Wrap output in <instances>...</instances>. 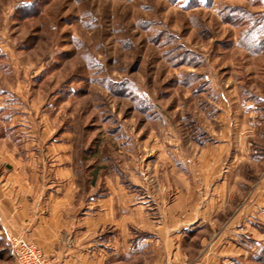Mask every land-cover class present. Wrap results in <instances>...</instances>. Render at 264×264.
<instances>
[{
	"label": "rangeland",
	"instance_id": "rangeland-1",
	"mask_svg": "<svg viewBox=\"0 0 264 264\" xmlns=\"http://www.w3.org/2000/svg\"><path fill=\"white\" fill-rule=\"evenodd\" d=\"M197 1L0 0V159L13 152L7 135L63 134L80 187L103 167L108 184L149 200L151 216L153 201L211 189L242 198L258 185L264 207L263 113L243 100L264 105V51L244 49L243 29L221 18L244 11L264 27V0ZM0 264H15L1 230Z\"/></svg>",
	"mask_w": 264,
	"mask_h": 264
},
{
	"label": "crops",
	"instance_id": "crops-1",
	"mask_svg": "<svg viewBox=\"0 0 264 264\" xmlns=\"http://www.w3.org/2000/svg\"><path fill=\"white\" fill-rule=\"evenodd\" d=\"M15 120L12 117L13 122L7 125L10 133L17 129ZM35 134L31 132L32 137ZM61 135L45 143L29 136L24 143L6 136L13 152H1V236H22L55 264L264 261L253 259L264 244L259 185L242 198L214 196L211 189L204 198L196 197L192 202L179 194L171 202L166 201L162 210L153 201L155 216H151L149 200L126 189L118 179L111 186L105 175H98L94 184L80 187L69 140ZM217 176L210 175L209 181L214 182ZM226 178L224 175L218 181L223 184ZM103 183L107 191L97 196L98 186ZM161 188L159 185L156 194H164ZM199 230L209 233L186 239Z\"/></svg>",
	"mask_w": 264,
	"mask_h": 264
},
{
	"label": "trees",
	"instance_id": "trees-1",
	"mask_svg": "<svg viewBox=\"0 0 264 264\" xmlns=\"http://www.w3.org/2000/svg\"><path fill=\"white\" fill-rule=\"evenodd\" d=\"M197 0H191L190 6L191 8L199 7V3L197 4ZM238 11V12H236ZM234 10V12H228L225 16H221V18L234 26H238L242 28L240 41L243 43V48L246 49L249 52L253 53H260L264 51V27L259 26L261 23L260 19H255V22H250L248 20H245L246 15L243 13L244 11ZM242 45V44H241ZM251 50V51H250ZM243 100L245 102L251 101L254 104V110L263 113V116H261V119L264 120V105L263 99L256 96L251 95L250 93H246ZM103 167H98L93 173H90L89 175V181L88 184H94L96 181V178L98 176V172L101 171Z\"/></svg>",
	"mask_w": 264,
	"mask_h": 264
},
{
	"label": "built area",
	"instance_id": "built-area-1",
	"mask_svg": "<svg viewBox=\"0 0 264 264\" xmlns=\"http://www.w3.org/2000/svg\"><path fill=\"white\" fill-rule=\"evenodd\" d=\"M8 240L15 264H55L36 245L22 236H10Z\"/></svg>",
	"mask_w": 264,
	"mask_h": 264
}]
</instances>
